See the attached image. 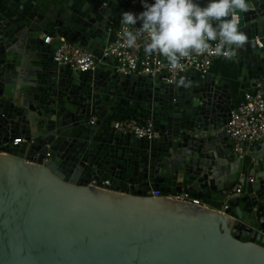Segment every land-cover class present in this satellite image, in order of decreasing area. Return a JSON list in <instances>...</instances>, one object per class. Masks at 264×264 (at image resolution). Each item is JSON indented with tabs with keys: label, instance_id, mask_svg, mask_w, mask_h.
<instances>
[{
	"label": "water",
	"instance_id": "95a60500",
	"mask_svg": "<svg viewBox=\"0 0 264 264\" xmlns=\"http://www.w3.org/2000/svg\"><path fill=\"white\" fill-rule=\"evenodd\" d=\"M122 2L0 0V264H264V137L246 157L230 152V82L191 72L185 87L53 59L45 36L98 56ZM247 2L236 77L264 99V0ZM128 118L160 136L110 127ZM101 178L112 191L88 186Z\"/></svg>",
	"mask_w": 264,
	"mask_h": 264
},
{
	"label": "built area",
	"instance_id": "2783aa9c",
	"mask_svg": "<svg viewBox=\"0 0 264 264\" xmlns=\"http://www.w3.org/2000/svg\"><path fill=\"white\" fill-rule=\"evenodd\" d=\"M123 8L133 12L142 10L140 0H122ZM119 23L115 27L109 28L107 42L99 50V55L93 53L79 45H76L62 36L44 37V42L51 46L53 59L60 66H69L73 71H88L98 67L110 69L112 72L131 77H152L164 75L169 83H176L184 76L193 72L197 78H203L209 74V70L214 60L223 58L215 54V42L209 51L197 55L191 54L188 58L181 59L177 68H172L166 59L156 53L151 55L144 51V43L147 41V35H138L137 45L132 48L122 46V25L121 15L117 18ZM133 31V26H128ZM237 57L238 52L234 55ZM94 120V117L92 118ZM110 127L122 134H131L136 138L154 139L158 138L161 132L155 128L151 121H142L140 119H112ZM225 134L231 143V153L238 158L246 155L245 144L254 142L264 137V99L263 93L256 91L248 85H244L238 102H234V107L230 111V118L225 125ZM22 140L14 139L11 145L19 144ZM1 147V145H0ZM251 180V178H250ZM88 186L112 191L111 182L107 178L100 180H91ZM242 186L235 185L229 189L226 194L235 195L240 193ZM144 197L163 196L173 200H182L187 203L208 207L203 199L193 198L186 192L175 194H159L156 191H146ZM227 205H223L218 211L225 213Z\"/></svg>",
	"mask_w": 264,
	"mask_h": 264
},
{
	"label": "clouds",
	"instance_id": "9594fccd",
	"mask_svg": "<svg viewBox=\"0 0 264 264\" xmlns=\"http://www.w3.org/2000/svg\"><path fill=\"white\" fill-rule=\"evenodd\" d=\"M142 10L123 11L122 46L137 45L138 35H147L146 54L163 56L172 68L191 54H203L215 42V54L232 59L244 46L246 34L239 27V13L249 8L247 0H140ZM128 26H133V31ZM178 85L188 87L184 78Z\"/></svg>",
	"mask_w": 264,
	"mask_h": 264
},
{
	"label": "crops",
	"instance_id": "0c3cea01",
	"mask_svg": "<svg viewBox=\"0 0 264 264\" xmlns=\"http://www.w3.org/2000/svg\"><path fill=\"white\" fill-rule=\"evenodd\" d=\"M87 49V48H86ZM89 50V49H88ZM239 58V56H238ZM236 59L237 57H233L232 59H223L218 58L214 60V63L212 64L209 74H211L214 77L219 78V82H232L231 89H232V96L233 101L238 102L242 89L240 88V82L237 80L236 77ZM233 86V88H232ZM231 152V150H230ZM247 155V154H246ZM245 155V157H246ZM239 185V184H237ZM240 206L243 208L244 204L240 203Z\"/></svg>",
	"mask_w": 264,
	"mask_h": 264
},
{
	"label": "rangeland",
	"instance_id": "374dc122",
	"mask_svg": "<svg viewBox=\"0 0 264 264\" xmlns=\"http://www.w3.org/2000/svg\"><path fill=\"white\" fill-rule=\"evenodd\" d=\"M230 83H231V85H232V82H231V81H230ZM232 88H233V86H232ZM243 210H244V212H245V214H246V216H247V217H246V221H247L248 223H253V222H254L253 217H251V216L248 215V213H247L245 207H243Z\"/></svg>",
	"mask_w": 264,
	"mask_h": 264
},
{
	"label": "trees",
	"instance_id": "16d2710c",
	"mask_svg": "<svg viewBox=\"0 0 264 264\" xmlns=\"http://www.w3.org/2000/svg\"><path fill=\"white\" fill-rule=\"evenodd\" d=\"M118 23H119V20L117 19V20L114 22V25H113L112 27H115V26H117V25H118Z\"/></svg>",
	"mask_w": 264,
	"mask_h": 264
}]
</instances>
